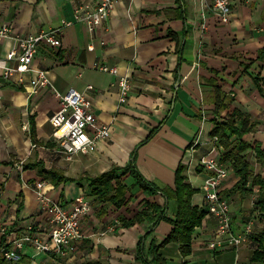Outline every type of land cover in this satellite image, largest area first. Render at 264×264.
<instances>
[{
  "label": "crops",
  "instance_id": "crops-1",
  "mask_svg": "<svg viewBox=\"0 0 264 264\" xmlns=\"http://www.w3.org/2000/svg\"><path fill=\"white\" fill-rule=\"evenodd\" d=\"M98 1L0 0V26L7 24L17 35L72 23L61 33V47L40 46L30 71L14 73L9 80L0 78V251L12 250L13 242L30 226H38L47 238L51 227L48 215L38 208L36 182L44 180V191L66 206L80 194L90 203L72 250L58 253L54 247L47 253L26 243L18 261H5L0 253V264H138L137 243L149 233L151 223L122 224L143 208L146 193L126 171L120 176L126 200L116 207L90 195L88 183L79 180L113 167L125 168L133 153L139 173L158 188H174L175 172L185 164L189 183L197 191L193 204L203 208L201 186L207 174L200 161L209 156L220 159L223 152L210 135L215 106L210 88L203 86L209 79L217 80L232 99L219 117L235 109L249 115L256 129L244 140L264 146V2L230 0V19L223 23L209 8V0H118L90 34L85 24L75 21L74 13L79 6L94 7ZM11 46V40L0 43V58ZM95 63L116 67L120 76L129 77L132 90L127 103L119 102L117 77L96 70ZM39 70L49 78L44 86L38 83ZM52 87L61 94L73 89L88 98L96 125L107 126L110 137L97 141L92 152L71 158L63 154L52 137L50 118L59 109ZM31 120L37 143L30 135ZM154 129L152 138L141 144ZM246 153L255 173L264 177L257 172L263 166L255 152ZM38 162L78 180L54 185L36 168H26ZM227 165L230 173L221 193L230 205L232 232L245 241L239 247L210 249L216 222L206 215L189 256L182 257L175 243L161 249L170 264H234L236 259L259 264L251 261L257 249L255 237L263 227L256 209L257 187L245 195L226 196L238 181ZM147 200L166 203L160 194ZM171 228L159 222L148 240L165 238Z\"/></svg>",
  "mask_w": 264,
  "mask_h": 264
},
{
  "label": "built area",
  "instance_id": "built-area-1",
  "mask_svg": "<svg viewBox=\"0 0 264 264\" xmlns=\"http://www.w3.org/2000/svg\"><path fill=\"white\" fill-rule=\"evenodd\" d=\"M118 0H99L94 7L79 6L74 13L75 21L85 24L88 32L92 34L108 18L114 4ZM198 2V0H191ZM206 2L207 0H200ZM262 1L264 0H257ZM206 3L204 6H206ZM209 8L223 23L230 19V0H209ZM72 25L64 22L62 26L41 30L26 36L12 32L7 24L0 26V43L11 40L12 46L3 58H0V78L9 80L14 73L24 74L30 68L38 55V49L45 44L51 48L62 45L61 33L65 27ZM104 42H102L103 44ZM89 48H93L92 45ZM94 68L103 73L117 77L118 96L121 104L127 103L132 90L128 76H120L116 67L95 63ZM38 83L44 86L49 83L45 71H38ZM92 87L90 86L89 89ZM55 97L59 101V109L50 118L53 127L52 137L60 145L61 152L68 158L76 153L92 152L99 140L110 137L107 126L96 125L92 112V102L83 94L70 89L61 94L52 87ZM214 143L217 142L213 138ZM201 167L207 176L201 186L206 215L216 222L215 236L210 242V249L217 251L234 246L239 247L244 236H236L232 232V214L228 200L222 195L221 187L228 178L230 169L226 162L215 156L203 158ZM44 180L35 183L37 204L40 211L48 215L50 231L47 238L43 237L40 228L30 226L27 232L13 242L12 250L1 249L3 260L14 263L19 260L24 244L28 243L41 252L50 253L54 247L58 253L72 250V243L81 236V224L90 211V203L85 194H80L72 200L69 206L63 202H56L45 191ZM234 264H242L238 259Z\"/></svg>",
  "mask_w": 264,
  "mask_h": 264
},
{
  "label": "trees",
  "instance_id": "trees-1",
  "mask_svg": "<svg viewBox=\"0 0 264 264\" xmlns=\"http://www.w3.org/2000/svg\"><path fill=\"white\" fill-rule=\"evenodd\" d=\"M203 86L210 88V99L215 106V117L211 119L210 135L216 138L218 144L223 148L220 160L229 163L233 169V174L238 178L226 196L232 193L245 195L257 187L256 209L263 221V227L255 237L257 249L254 251L251 261L264 264V177L255 173L254 167L248 162V153H246L247 150L252 149L256 154L257 162L264 167V146L261 143L252 145L244 140L245 135L254 132L256 129V123L251 121L249 115L235 109L223 118L219 117L220 111L227 109L232 99L222 92L221 85L217 80L209 79L203 83ZM238 123H240V127L237 126ZM155 131L156 129L141 144L150 140ZM30 135L32 141L37 143L33 120L30 121ZM26 168H36L42 177L54 185L78 180L68 178L53 168L47 169L41 162L28 165ZM126 171H129L135 186L146 194L142 199L143 208L133 219L123 222L122 225L130 227L145 220L151 223L149 233L138 240L135 254L136 262L138 264H170L161 253V249L169 243L178 245L182 257L189 256L195 233L202 225L207 212L204 208H199L193 204L192 197L197 191L189 183L186 165L181 163L178 166L175 172L174 188H158L147 182L136 168L135 153L132 154L131 160L125 168L113 167L97 177L84 176L79 180H85L88 183L90 195L96 196L99 201L112 203L119 207L126 200L124 195L126 188L120 181V176ZM157 194L165 198L166 203L164 205L147 200L148 196ZM169 210H171V216L168 215ZM161 221L172 226L170 233L161 240L153 237L148 240L155 226Z\"/></svg>",
  "mask_w": 264,
  "mask_h": 264
},
{
  "label": "rangeland",
  "instance_id": "rangeland-1",
  "mask_svg": "<svg viewBox=\"0 0 264 264\" xmlns=\"http://www.w3.org/2000/svg\"><path fill=\"white\" fill-rule=\"evenodd\" d=\"M257 172L258 173L263 172V175H264V168L262 167L261 169H257ZM252 202H253V199H252Z\"/></svg>",
  "mask_w": 264,
  "mask_h": 264
}]
</instances>
